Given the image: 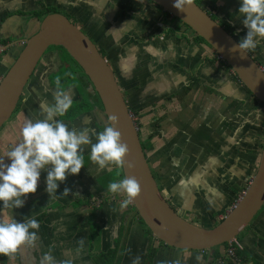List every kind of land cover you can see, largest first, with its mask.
Here are the masks:
<instances>
[{
	"label": "crops",
	"instance_id": "obj_1",
	"mask_svg": "<svg viewBox=\"0 0 264 264\" xmlns=\"http://www.w3.org/2000/svg\"><path fill=\"white\" fill-rule=\"evenodd\" d=\"M52 1L53 0H47V3ZM57 1L61 7H64V9L70 13L76 12V15L73 14L75 17H80L81 14L84 15L85 20H89L92 17L90 13L93 14L95 11L94 9L89 10V14H87V9H89L86 8L87 5L85 6L82 4L81 6H78L76 4L75 6H72L66 3V0ZM92 1L97 2L99 0ZM121 1H124V5H128L129 0ZM232 1L240 4V0ZM41 2L42 0H1L0 39H9L10 35L16 36V33L20 31L19 26H21L18 21H21L23 18L12 17V19L6 21L5 18L7 19L8 16L6 9L15 8L21 11H34L41 7ZM141 8L146 9L143 6ZM80 10L82 11L78 12ZM33 19L34 18H30L27 21L24 17L23 22L24 24H31ZM100 26L101 25L97 26V29L95 30L96 35H99L100 33L102 34V28ZM262 62H264V57H262ZM122 64L123 63L120 65L122 66ZM123 68L124 66H122V69ZM162 75H164L162 72L157 73L156 79H153V81L162 82L163 85L165 83V76ZM155 82H153V85ZM35 86L37 85H32L30 89L35 90ZM173 86L176 88L174 83ZM40 90L41 89H39V91ZM71 90L72 93L75 94L73 89ZM52 93L53 91L50 93V98L53 100ZM93 110L94 111H92L90 114L87 113L85 116H82L80 119L76 120V122L71 124L69 128H76L78 130L82 128H94L98 132L102 131L103 127L106 125L105 118L103 114H101L102 112L99 108H94ZM92 116H95L96 120H94ZM100 122H103V126L101 128H99ZM220 123L223 125V122L220 121ZM224 123H226V121ZM180 126L182 125L174 121L173 126L169 125L163 128L164 130L161 134V140H153L155 147L157 148L155 153L152 154L151 161H156L157 163L159 162V164H161L160 162L169 156L168 165L166 167L169 174L167 177L162 176L163 178L169 180V183L166 182V188L168 189L172 187L173 189L176 184H180L181 182L184 184V186L188 184L186 187L187 191L186 189H182V187H178L172 191V198L174 199V202H176L177 206L180 208L183 207L184 204H189L193 209L194 214L198 216L203 215L202 219L209 223L206 224L201 222L197 225L213 228L215 227L218 219L231 209L230 205L232 204L234 195L228 190L222 191L220 188L217 190V168L220 165H216L214 163L216 161L215 159L212 160L214 162H212L209 158L203 159L202 156L204 155L202 154V151L205 147L203 143L197 148L195 145H191L188 147L185 146L181 151L176 150L181 147L180 143L182 140V134L185 133V131H183ZM219 129L220 128L218 127V130ZM202 130L203 127L197 131L198 133H202ZM92 139L93 142H95V137H92ZM245 139L246 137L240 142V144H246L247 146H249V144H251V146L255 145V142L252 138L246 141ZM194 146L195 149H193ZM83 147L84 167L81 168L79 174L68 175L64 182H58L59 187L55 194H52V197L50 196V201H47V196L43 195V191H45L46 188V171L41 172L37 191L27 195L25 203L22 207H9L5 209L3 202L0 201V217L6 218L5 212L9 210L10 217L8 218L13 217L18 222L23 223L25 219L32 217L36 218L40 224L38 231L39 239L35 246L23 245L15 253L9 254L7 256L0 254L1 264H4V261L6 263L8 260H10L12 264H40L42 253L48 252L50 248L51 254L55 257L57 264H60V262L65 259H71L73 264H95L93 257L105 255L107 254L106 252L108 250L110 251L111 249L114 252L117 250L114 264H132L133 259L137 256L140 257V264H176L177 261H179V264H243L240 262L237 263L232 258L229 259L230 257L226 255V252H220L221 256L219 254H214V256L208 257L202 253L181 252L169 249L166 246L156 242H154L153 245L154 253L152 254V258L150 262H148L147 246L148 243H150V239L146 232L139 227V224H132L131 220V223H129L128 226H122L121 221L119 220L118 222L116 220V218L119 219L118 215L112 211L111 207L105 205L101 210L99 209L100 206L93 208L89 203V201L93 198L94 200L96 198L98 201L99 197L110 194L107 188L103 189V178L118 171V167L112 165L110 170L108 168L100 169L98 165L94 164L90 160V146L85 145ZM208 147L209 145L205 149L208 150ZM232 148H230V151ZM175 161L184 163V170L175 169ZM244 166L247 167L246 165ZM220 171L222 172L221 169ZM181 174H184L186 177L181 178ZM191 175L194 176L195 180L199 181V185H197V187L191 184L192 180L188 178ZM65 188L70 189L68 195H64ZM212 190H214V192ZM205 201L207 206H204ZM52 204L54 205V209L49 211L48 207ZM87 206L93 209H90L91 214L95 210V218H93L91 221L88 219L87 222L85 221V223H81V221H79L78 218H75L74 215L83 209L88 208ZM65 209H67L68 213H64ZM181 210L185 211V208ZM215 216H218L219 218H215ZM63 221L68 222L66 224H62ZM54 223L58 226L56 234H54L52 228ZM78 226H80V230L78 229ZM91 231H95L96 233V236L93 240H91L90 236ZM68 233L70 235L69 237L71 238L69 248L70 250L68 253L59 251L61 246L65 247L62 242L67 241L68 239L64 240L65 238L63 235H67ZM81 239L84 240V246L79 254H77L76 249L79 247L78 241ZM256 240L257 239L254 237L251 241L247 238L244 239L241 246L243 248L240 247V252H244V254L247 256H251V252L259 253V248L263 242ZM118 241L120 244L119 247L117 245ZM53 243H55V245L57 244V246L59 245V247L53 249ZM198 257L199 259H197ZM251 257L254 258L253 256Z\"/></svg>",
	"mask_w": 264,
	"mask_h": 264
},
{
	"label": "water",
	"instance_id": "obj_2",
	"mask_svg": "<svg viewBox=\"0 0 264 264\" xmlns=\"http://www.w3.org/2000/svg\"><path fill=\"white\" fill-rule=\"evenodd\" d=\"M150 1L170 13L197 37L204 40L252 94L253 99L264 107V69L250 52L241 54L232 50L233 45L239 42L202 6L193 0L192 6H186L185 11H180L173 6L175 0ZM16 43L17 41H11L5 48ZM19 43L22 44V48L0 79V132L22 101L31 83V77L45 53L51 47H60L88 78L99 99L106 124L110 123L109 115L117 116L118 123L115 127L121 132L123 142H126L130 149L126 160L135 163L132 169L127 168L126 164L125 167L118 168L122 178L135 176L140 182L141 193L131 206L142 224L158 242L169 249L199 253L231 244L251 227L253 220L264 206V140L253 180L246 192L219 225L213 228L198 226L182 219L170 208L164 198L162 193L164 187L159 188L152 175L148 159L142 149L133 112L116 78L114 71L116 65L113 64V68L107 62L90 37L66 15L56 12L46 14L38 22L36 32L28 38L21 39ZM122 66L129 72L130 63H124ZM147 77L142 81L146 86L144 92L148 86ZM85 115L78 116L76 120ZM76 120L68 122L74 124ZM174 167L180 169L178 162H174ZM167 193L172 194L169 191Z\"/></svg>",
	"mask_w": 264,
	"mask_h": 264
},
{
	"label": "flooded vegetation",
	"instance_id": "obj_3",
	"mask_svg": "<svg viewBox=\"0 0 264 264\" xmlns=\"http://www.w3.org/2000/svg\"><path fill=\"white\" fill-rule=\"evenodd\" d=\"M76 1L79 2V0H76ZM81 1L82 0H80V2ZM138 1L139 0H137L136 2H134L131 5V6L134 5L133 6V10H132L133 13H135V12L136 13H140L141 14L140 15L141 18L143 20H147V21H150V20L152 21L154 15H160V17L162 18L161 21L164 19L162 21V25L163 26L164 25H168V26H166V28H165L166 30L163 33V36H164L163 37V41H166V39H169L171 37V38H174L175 41H177V39H178L179 42L183 41V43H184L183 45H181V43H180V48H177V47H174V46H172V47L168 46V47H166V50H159V51L155 50L154 53L158 54V56L160 57L158 68L159 67L160 68L163 67V69H164L162 71V73L165 76V83L162 85V87L159 90L154 89L152 91H149V87L150 86H147L146 92L141 94V99L143 97L145 99V101H149V100L152 101L153 98H158V96L163 97L164 95H167V94L171 93L170 96H168V98H164V100H166V101L173 100L177 104H181L182 109H184L187 114L185 116L180 115L179 118H181V119L177 118L175 120V122L176 123L178 122L179 124L182 125L180 127H181V129H183V131H185V133L182 134V140H181V143H180L181 147H179V149H176V150L177 151H181L182 148L184 149L185 146L188 147V146H191V145H195L196 148H197L200 145H202V143H203L205 145V147L203 148L202 154L204 155V152L206 151V154H205V156H206L208 154L209 150H207L205 148H207L208 145L211 146L213 154H212V157L210 156L211 158L210 157L209 158H210L211 161L213 159H215L216 160L215 164L216 165H220L217 168V175H218V177L220 179L217 182L218 183L217 190H219V188L221 189L223 187L222 191L229 189L228 191L231 192L234 195L232 204L230 205V207L232 209L236 205V203L238 202L240 197L246 192V190L250 186V184H251V182L253 180V177L248 175V174H251L250 173V167H245L244 166L246 164H245L243 158H247V157L246 156H244V157L241 156V158H239V157L236 156V153L234 151L235 146L236 145L238 146L239 142H241L243 139L238 140L236 135L234 137L235 131H230L229 130V127H228L229 119L226 120V123H223L224 124L223 126L221 124H219L215 120L214 121H210V114H211L210 109H211V104L214 101H220L221 104H227L229 102L231 104L234 103V102H239V103H243V104H249L250 102H252L253 96H252V94L249 91H247V89L242 85V83L239 82L238 78L235 76V74L233 72L232 73L234 75L233 74L229 75L231 70L230 71L229 70L226 71L227 69L224 66L225 63L223 61H221L219 58H217L218 56L215 54V52L213 50H211L209 48V46L206 43H205L206 46L205 45L204 46L207 47V48L203 51L202 43L196 41V37L197 36L186 25H184L178 19L173 17L170 13L166 12L165 10H163L161 7L156 6L150 0H140L141 3H139ZM224 1H226V0H224ZM53 2L57 3L58 1L57 0H53L52 2L47 3V0H42V3L45 4V8L43 10L38 9V10H40L38 13H41L42 11H45V10L48 11V10H51V9H54L55 11L56 10L61 11V9H58V8L64 9V7H61L60 5H58V6L53 5L52 6L51 4ZM212 2H214V0H212ZM216 2H217V0H215V5H216ZM229 2H230V0H229ZM66 3H68V4L72 5V6H75L77 4V3L75 4V3L71 2L70 0H66ZM94 3L98 4V5L95 6V7H97V9L95 7H93L92 5H89L90 7H88L89 9H87V14H89V10H92V9L97 11L98 14L101 13L100 10H102V8L100 7V5H103L105 7V9L103 11L104 16H105V18L107 17L106 19L108 21L113 23L114 29L117 28V27H120V26H124V27L127 28L126 33H129V32H131L130 31V26L133 25L134 22H135V26L137 25L138 29H142L143 28L142 32L136 33L137 36H141V38H143V36H144V39L145 38L148 39L149 37H152L154 35L153 34V31H154L153 28H146L145 27V23L142 22L140 19L132 20L130 22H127L129 19L120 20V17L117 16L118 13L115 11V8H116V4L115 3H116V1H114V0H99V1L94 2ZM201 3H203V5L202 4H199V5L202 6L212 16V18L214 20L218 21L238 42L242 38H244L246 36L245 34L241 33L239 27H237L236 25H233L234 20L236 18H238V17L242 18V16L240 15V13L238 11L239 7H240L239 4H235V6H233L234 9L231 11L230 14L228 13L229 15L226 17V19H224V14L220 10L221 8L215 7V6L214 7L213 6H208L207 5L208 1H206V0H202ZM138 6H141V7L143 6L146 9L138 7ZM154 9L157 10L158 12L155 11ZM38 10L37 9L34 10V11L33 10H28V11L18 10L17 12H14V13H11L10 15H8L7 19L5 18V20L9 21L10 19H12V17H18V18H20V17L24 18L25 17V20H27V21L30 18H36L37 22H39L38 17H36L33 14V13H36V15H37L36 11H38ZM63 11L66 12V14L69 15V11H67L66 9L62 10V12ZM56 12H54V13H56ZM57 13H59V12H57ZM236 13H237V15H236ZM90 15L94 18L92 13H90ZM82 16L84 17V15H82ZM77 17H74V18L78 19V21L72 17V19H74V21H75V23L74 22L73 23L75 25H77L82 30L83 28H85V26H84V24L80 23L81 21H80L79 17L78 18ZM122 19H123V17H122ZM89 20H91V18ZM230 20H232L233 22L230 21ZM173 21H177L178 23L176 22V24H171ZM105 22H107V21H105ZM165 22H167L169 24H167V23L165 24ZM95 23H96L95 21H92L93 25L90 26V28L94 32L97 29V25ZM179 24L182 25V27H183V29L180 31L181 38H175V36L171 35L170 31H173L174 30L173 27L176 28L177 25H179ZM113 27L111 29H113ZM103 28L106 29V26L103 25ZM84 33L87 35V31L84 32ZM113 33H114V31H113ZM155 35H157V34H155ZM94 36H95V40L96 41L94 42L92 39L91 40L96 44V46L99 49V52L101 53V55L104 56L106 58L107 62L113 66V63L110 62L111 60L109 58L111 55H113L112 51H111L112 47H110V45H108V49H106L107 45L105 47H104V45H102V44H105L106 41L104 42V40L102 38H100L96 34H94ZM182 36H184L185 39H183ZM28 37H25V38H28ZM123 37H124V35L119 37L120 41L122 40ZM25 38H17L14 35H10L9 39H3V38L0 39V79L2 78V76H4V74L10 68V66L12 65V63L15 60L16 56L18 55L17 54L13 59H11L8 56L5 57L6 55H4V54H6V52H7V50L9 48L13 47L14 45L20 44L19 42H21V39H25ZM141 38H138V39L141 40ZM11 41H17V43L5 48V46H7ZM109 42L112 44L111 39H109ZM167 43L165 44L166 46H167ZM120 44H121V42L118 43V41H116L115 46L116 45L119 46ZM122 44H124V43H122ZM145 49L149 50V45L146 46ZM139 50H142V49H137V51L134 50V52L136 51V53L138 54ZM53 51H55V52H57L59 54L62 53L61 50L52 49V48L48 49L47 53L48 52H53ZM210 51L211 52L213 51L212 54H209ZM253 51L254 50L249 51L250 54H252V56H253ZM109 53H110V55H109ZM253 58H255V57L253 56ZM256 60L258 61L259 65L264 69V64H263L262 60L261 61L258 60V59H256ZM113 68H114V66H113ZM114 71H115L116 78H117V80L119 82V85H120L121 89L123 90V94H124V97H125V91H124L123 86H122L121 83L123 82L125 84V80L126 79H121V81H119V79H118L119 76L118 75L126 77L128 71H126L124 68L122 69V73L118 69H114ZM129 71L131 73V70H129ZM151 71H152V69H151ZM213 71H215L216 73L214 74ZM34 74H35V72H34ZM147 75H149L148 72L145 73V71L141 72V70H136L135 69V72L131 75V77L135 76L137 78V81L142 82L143 79ZM32 78H33V76L31 77V80H32ZM58 78H56V79H58ZM176 79H177V81H174ZM193 79L196 80V83H198V85L200 84L202 86V88H205V90L203 89V91L205 93V98H204L205 106H204V108L202 110H204V109H206V110H205V112L203 114H199V112H196V115H195V112L190 111V109H188L187 107L184 106L185 103H184V105L182 104V102L184 101L182 96L183 97L184 96L187 97V94L185 93L186 95L185 94L182 95V92H183V90L185 91V90H187V88L191 87L190 84L193 83ZM31 80H30V82H31ZM52 83L54 84L53 80H51L50 81V85L47 86L49 88L48 91L42 90L41 89L42 86L40 84H38V83H33L32 85H37L38 84L37 86H35V89L38 88V89H41L42 91L38 90V91H35V92L38 93V94L41 93L42 96H44L43 94H45L46 98L48 99V98H50V93L52 91H55V89H56L55 85H53ZM172 83H174L175 86L178 84V86H176V88L174 90H171ZM30 85H28V87ZM228 85H231L232 87H230ZM64 87H66L67 89L74 88V90H76V88L71 86V85H69V86L65 85L62 88H64ZM143 87H146V86L143 85ZM180 92H181V96H178L177 94L180 93ZM77 94H78V92H77ZM201 94H202V92H201ZM74 95L75 94H73V98H74ZM78 95L80 97V94H78ZM125 99H126V97H125ZM135 99L137 100L138 96H136ZM73 102H74V100H73ZM20 104H21V102L19 103L14 115L12 116V118H13L16 114L19 115L18 120L20 122V125H19L18 128H20L21 125H22L21 124L23 122L22 119L26 118L24 115H22L19 112ZM37 107H40V105L37 106ZM260 107H262V106L258 105V106L255 107L256 108L255 109L256 110L255 111L256 114L261 112V111H263L262 109H260ZM262 108L264 109V107H262ZM100 110L102 112V109H100ZM196 110L199 111V108L196 109ZM92 111H94V110H91V112ZM88 113H90V112H88ZM83 114H87V113H82L81 115H83ZM262 114L263 113L261 112L260 115H262ZM27 115L29 116L30 114L27 113ZM28 116H27V118H28ZM226 116H227V114H226ZM133 117H134V121H135V123H136V125H137V127L139 129V134H140V137H141V145L142 144H144V145L150 144L151 145V149L150 150L148 148H146V147H145V149L142 147V149L144 151L145 157H147V159H148L152 175H153V177H154V175H156V178L158 179V181L164 180L162 176L167 177L168 174H169L168 170L166 169V167L168 165L169 156L164 158V160L162 162H160L161 164H159V162L157 163L156 161L152 162L151 161L152 158H151V155H150V154L155 153V150L157 148V147H155V143L153 142V140L154 139H157V140L160 139L161 140V134H162L163 130H162L161 133H159V131H157L156 128H153V135L147 136L145 132H146L148 126H145L144 123L140 122V119H139V121L136 120L137 118H140L139 114H138V116H136L133 113ZM228 117H230V116L228 115ZM58 119H59V117H58ZM243 119H246V118H243ZM238 120H242V119H240L238 117V118H236L235 121H238ZM261 121L263 122V124L261 126H256V128L262 127L264 129V117L262 118ZM224 122H225V120H224ZM241 123H238L239 124V128H241ZM169 125L173 126L174 122H171L170 124H167V126H169ZM233 125H234V122H233ZM102 126H103V122H100L99 123V128H101ZM167 126H165V127H167ZM165 127H164V125H162V128H165ZM201 127H203L202 133H200V132L198 133L197 130H199ZM218 127L221 130H218ZM253 130L256 131L255 128H253ZM244 131H246V130H244ZM250 131H248V133H250ZM155 133H156V135H154ZM143 135L145 136V138H142ZM18 136H20V131L18 132ZM195 146L193 147V149H195ZM230 148H232L231 152H230ZM241 148H243V147H241ZM245 149L249 150L248 148H245ZM252 149H253L252 150L253 152H255L257 150L255 146ZM261 149H262V146H261ZM202 154H201V156H202ZM250 155H253V154H250ZM250 157H253V156H250ZM175 162H178L180 170H184V168H185L184 163H180V161H175ZM212 162H214V161H212ZM250 162H252V166L250 165ZM248 165H250L251 168H253L254 167L253 160L248 158ZM220 169L222 170V172L220 171ZM118 170H120V169L118 168ZM180 177L184 178L186 176L184 174H181ZM188 178H190L192 180L191 184L193 186L197 187V185H199V181L195 180L193 175H191ZM245 180L247 182H245V184H243V186L240 185V183L244 182ZM166 182L169 183V180L165 179L164 180V184H161L159 188L164 187V189L162 188L163 196L166 199L167 203L169 204L170 208L174 212L178 213L182 219H185V220H187L189 222H192V223H195V224H200L201 222L209 224L207 221H204V219H202L203 215H199L198 216V215L194 214L193 209L191 208V206L189 204L188 205L184 204V206L180 208V207L177 206L176 202H174V199L172 198V194H173L172 191H174L178 187H182V189H186L188 184H186L184 186V184H182V182H181L180 184H176L173 187V189L172 188L167 189L166 188ZM167 191H169L172 194L167 193ZM186 191H187V189H186ZM43 192H44L43 195L47 196V201H50V198L52 197V195L50 197L48 192H46V191H43ZM123 195L124 196L122 197V200L126 198L125 194H123ZM103 199H105V196L101 197V201ZM105 201H106V199L103 200L101 203H103ZM97 203H99V201H97ZM101 203H99V204H101ZM204 204H205L204 206H207L206 205V201L204 202ZM128 207H130L132 209V211H133V213H134V215H135V217L137 219L136 223L139 224L140 223L139 222L140 219L138 218L137 213L135 212V210L132 208L131 205H129ZM184 208H185V211L181 210V209H184ZM263 208H264V206L262 207V209ZM53 209H54V205L53 204L48 207L49 211H52ZM262 209H261V211H262ZM91 210H93V209L91 208ZM227 213L224 214L220 218L218 216H215V217L219 218L217 223H216V225H215V227L217 225H219L225 219ZM261 216H262V218H264V211H263ZM93 218H95V210L93 211V214H90V216H89L90 221ZM132 222H133V219H132ZM257 223L253 224V222H252L251 227H250V229L252 230L251 233H253V234L255 233V239H257L260 242H263V244H264V228L259 229L258 230L259 232H258L255 229L256 228L255 226H256ZM263 223H264V221H263ZM121 224H123V223H121ZM139 227H140V225H139ZM141 229L146 232V234L149 236V239H150V243H148V246H147V248H148L147 254H148V260H149L148 262H150V260L152 258V253L150 254V251L153 250V252H154V247H153L154 242L159 243L161 245H163V244L158 242L150 233H148L149 231L145 228V226L144 227L142 226ZM244 239H246V237H243L241 235L235 241V243L237 245H239L238 242H240V244H241ZM263 244H261V246L259 248L260 249L259 250V256L264 259V246H263ZM234 246L235 245H233L231 243V244L225 245L223 247H220L218 250H221V249L224 248L227 251L226 253L228 255V252L230 251L228 249V247H230V249H232ZM108 251L106 253H108ZM199 253H202V254H204L205 256H208V257L209 256H214V254L215 255L219 254L221 256L220 252L215 253V252H213V250L199 252ZM111 255L115 256V254H111ZM229 257H230L229 259L232 258L237 263L240 262V263L246 264L242 260H238L237 259L236 253H235L234 257H231V256H229ZM249 257H250V263H248V264H253V261H254V264H257L255 262V261H257L256 258H252L251 256H249ZM93 260L97 261L98 257H93ZM263 264H264V260H263Z\"/></svg>",
	"mask_w": 264,
	"mask_h": 264
},
{
	"label": "rangeland",
	"instance_id": "obj_4",
	"mask_svg": "<svg viewBox=\"0 0 264 264\" xmlns=\"http://www.w3.org/2000/svg\"><path fill=\"white\" fill-rule=\"evenodd\" d=\"M70 1L75 3V4L77 3L78 6H81L82 4H84L85 6L87 5L86 8L90 7L89 5H93V7L98 5V4H95L92 0H82L81 2H77L76 0H70ZM115 1H116L115 11L118 13L117 16L120 17V20L129 19L127 22H130L132 20L140 19L142 22L145 23L146 28H153V30H154L153 34L154 35L152 37H149L148 39H146V38L144 39V36H143V38H141V36H137L136 33L142 32L143 28L138 29V26L137 25L135 26V22L133 25L130 26L131 32H129V33H126L127 28L124 26H120V27H117L114 29L113 23L108 21L104 16L103 11H104L105 7L103 5H100V7L102 8V10H100L101 13L98 14L97 11H94L93 12L94 18L91 17V20H85V18L81 14V16H80L81 18L79 17V19H81L80 23L84 24V26H85V28H83L82 30H83V32L87 31V35L90 37V39H92L95 42L96 41L95 36H94L95 32L90 28V26L93 25L92 21H95L96 22L95 24L97 26L101 25L100 27L102 28V34L100 33L98 36L100 38H102L104 40V42L106 41L105 44H102V45H104V47L107 45L106 49H108V45H110V47H112L111 51H112L113 55H111L109 57L111 60V61L110 60L109 61L111 63H113L114 65H116L115 69L119 70V64H121V63H123V64L124 63L125 64L130 63L131 64V68H130L131 73L129 71L127 73L126 77L118 75L119 81H121V79H126L125 80L126 84H124L123 82L121 84H122L123 89L125 91V97L128 101L129 107L133 113L137 112L139 114L140 118H137L136 120L139 121V119H140V122L144 123L145 126H148V128L145 132L147 136L153 135V128H156V130L159 131V133H161L162 130H164L162 128V125H164V127H165V126H167V124L174 122L177 118H179L180 115L185 116L187 113L185 112L184 109H182L181 104H177L173 100H171V101L164 100V98H168V96H170L171 93L164 95L163 97L158 96V98H153L152 101L151 100L145 101V99L143 97L141 99V94L144 93V90L146 88V87H143V85H145V83L137 81V78L135 76L131 77V75L135 72V69L141 70V72L145 71V73L148 72L149 75L147 77L148 81L146 82V84H148V86L153 85V82H155V81H153V79H156V74L161 73L164 70L163 67L158 68L160 57L158 56V54L154 53L155 50H157V51L166 50V47H168V46H171V47L174 46V47L180 48V43H181V45H183L184 43H183V41L179 42L178 39H177V41H175V39L171 38V37L169 39H166V41H163V37H164L163 33L166 30L165 29L166 26H168V25H164V26L162 25V21L164 19L161 21L162 18L160 17V15H154L152 21L151 20L147 21V20H143L141 18L140 13H136V12L133 13L132 10H133L134 5L133 6H131V5L134 2H136L137 0H129L128 5H124V3H123L124 1H121V0H115ZM206 1H208L207 5H209L212 2V0H206ZM223 1L224 0H217L216 5H213V6L221 8L220 10L224 14V19H226V17L234 9L233 6H235V4H238V3L232 2L231 0H230V2H229V0H226L224 2ZM0 2H1V0H0ZM138 2H141V1L139 0ZM40 5H41V7H39L38 9L43 10L45 8V4L41 2ZM51 5L52 6L53 5L58 6L59 4H57L56 2H53ZM95 8L97 9V7H95ZM58 9H61V11L56 10L57 12L66 15L68 17V19H70V21L75 23L74 19H76V18H74L75 17L74 15H76L75 14L76 12L73 13L74 15L69 12V15H68V14H66V12H64V11L62 12V10H63L62 8H58ZM40 10H38L36 12H39ZM6 11H7L6 13H8L7 15H10L11 13L17 12L18 9L11 8V9H6ZM81 11L82 10H80L78 12H81ZM85 11H83V12L86 13ZM155 11H157V10H155ZM237 13H236V15H237ZM77 14H79V13H77ZM5 16H6V14H5ZM72 17L74 19H72ZM122 17H123V19H122ZM23 20H24V18L21 19V21H18L21 26H19L20 31L18 33H16L15 37H17V38L28 37V36L32 35L34 32H36V29L38 28L37 27L38 22H37L36 18L33 19L31 24H28V23L24 24ZM76 20L78 21V19H76ZM105 21H107V22H105ZM230 21H232V20H230ZM176 22L177 21H173L171 24H176ZM166 23L167 22H165V24ZM167 24H169V23H167ZM103 25L106 26V29L103 28ZM233 25H236L237 27H239L241 33L246 35L247 28L243 25L241 17L236 18L234 20ZM112 27L114 30L111 29ZM176 28L173 27L174 30L170 31L171 35L175 36V38H181L180 31L183 29V27H182V25L179 24V25H177ZM113 31H114V33H113ZM155 34H157V35H155ZM122 35H124V37L120 41L119 37H121ZM137 37L141 38V40H139ZM182 37H183V39H185L184 36H182ZM109 39H111L112 44L109 42ZM263 39L264 38L259 39V43L253 51V56L260 61L262 60V57H264V40ZM116 41H118V43L121 42V44L119 46L118 45L115 46ZM122 43H124V44H122ZM166 43H167V46L165 45ZM148 45H149V50L145 49V47ZM202 45H203L202 49L204 51L207 47H205L206 44H202ZM21 47H22L21 44L14 45L13 47H11L7 50L6 54H4L5 52L3 54L6 55L5 57L8 56L11 59H13L18 54ZM209 48L212 50L211 47H209ZM137 49H142V50H139V53L137 54L136 53ZM134 50H136V51L134 52ZM212 52L210 51L209 54H212ZM109 55H110V53H109ZM68 61L69 60L67 59V57H65L64 54L62 55V53L59 54L55 51L45 53V56L41 60L40 64L38 65V67L35 71V74L33 75V78H32L31 83H30L31 85L29 84L30 86L27 87V91H25V93L23 95V98H22V101L20 104V109H19V112L22 115H24L27 118V116H28L27 113H28V114H30L28 116V118L33 119V120L42 118L41 109H40V107H37V106H39L43 101L51 104V103H53V100L51 98L46 99V96H42L41 93L37 94L35 92V91H37V89L32 90V89H30V87L32 86L33 83H38L42 86L41 87L42 90L48 91L49 88L47 86L50 85L51 80H53L55 82L54 78H58L59 74H62L61 76L65 77V74H63V73H65L66 69L68 68V65H69ZM150 68L152 69V71ZM213 73L215 74L216 72L213 71ZM232 74H233L232 71H230L229 75H232ZM162 76H164V75H162ZM190 85H191V87L187 88V90H185V91L183 90V92H182V95L185 93L187 94V97L182 96V98L184 99L182 104L184 105V103H185L184 106L187 107L188 109H190V111L195 112V115H196V112H199V114H203L206 110V109L202 110L205 106V101H204L205 93L203 91V89L205 90V88H202V86L200 84L198 85V83H196L195 79H193V83H191ZM176 86H178V84ZM229 86H231V85H229ZM161 87H162V82H155V84L153 85V90L154 89L159 90ZM64 89H67V88L64 87ZM72 89L75 92V95L73 98L74 103L75 102L78 103V101L80 100V97L77 94L76 90H74V88H72ZM87 89L89 92L92 93V88L90 87V85H88ZM31 90H32V92H31ZM201 92H202V94H201ZM135 95L138 96L137 100L135 99L136 98ZM177 95L181 96V92L178 93ZM84 98L88 102L93 101V103L98 106L97 108H99V102H98V100H94V96L91 100L87 97H84ZM75 104H73L71 108H73V106ZM78 104H76L74 106V107H76L75 109H77ZM258 105L259 104L256 101H252L249 104H243V103H239V102H234L232 104L230 102L227 104H221L220 101H214V102H212L211 109H210V112H211L210 121L215 120L219 124H222V123H220V121L224 123V120L226 121L229 119L228 127H229L230 131H235L234 137L236 135L238 140L244 139L243 137H246L245 141L252 138L253 141L255 142V145H253V146H251V144H249V146H247L246 144H240V142H239L238 146L236 145L235 149H234L237 157H239V158H241V156L247 157V158H243V160H244L246 166L250 167V173L251 174H248V175L251 177H253V175L255 174V171H256V168L258 165V161H259L261 146H262V143L264 140V129L262 127L256 128V126H261L263 124V122L261 120L264 117V109L262 107H260V109L263 110V111H261L263 113L262 115H260L261 112H259L257 114L255 113V111H256L255 107ZM71 108L69 109V111L71 110ZM94 108H95V106H92V104H89L88 107H85L84 112L90 110V113H91V110H93ZM198 108H199V111L196 110ZM226 114H227V116H226ZM228 115L230 117H228ZM65 116L66 115H64L63 117H65ZM18 117H19V115L16 114L3 127V129L0 133V153H4V152L10 150V148L19 141L20 136H18V132L20 131V128H18V127L20 125V122L18 120ZM238 117L242 120L235 121L236 118H238ZM92 118L94 120H96L95 116H92ZM243 118H246V119H243ZM59 119H61V118L59 117ZM76 119H77V117L74 118V120H76ZM179 119H181V118H179ZM22 120H24V119H22ZM63 121L69 127L71 126V123L68 122V120H63ZM233 122H234V125H233ZM238 123H241V128H239ZM253 128H255L256 131L253 130ZM219 130H221V129H219ZM244 130H246V131H244ZM248 131H250V133H248ZM154 135H156V133ZM142 138H145V136L143 135ZM254 146L257 149L255 152L252 151L253 150L252 148ZM241 147H243V148H241ZM208 148H209L208 149L209 152L206 156H205L206 151L204 152L203 159H208L210 156L212 157V154H213L212 148H211V146H209ZM245 148H248L249 150H247ZM249 153L253 154V155H250ZM250 156H253V157H250ZM248 158L253 160V165H254L253 168H251L252 162H250L251 166L248 165ZM8 162L9 161H7V159H6V163H8ZM154 178H155L157 184L159 185V187L161 184H164V180L158 181V179L156 178V175H154ZM216 178H217V182H218L220 179H219V177H216ZM245 182H247V181L245 180L244 182L240 183V185L243 186V184H245ZM97 183H98V180H97ZM212 191L214 192V190H212ZM123 196L124 195L122 193H117V194L110 193V194L105 195L106 201L103 203H101V202L105 199H103L101 201V197H99L98 201L101 204L97 203L96 198H95V200H94V198L92 200H90L89 203L91 204V206L93 208L100 206L99 209H101V210H102V207H104L105 205L111 207L112 211L114 213H116V215H118L119 219L116 218V220L118 222L120 220L121 223H123L122 226L126 227L129 225V223H131L130 221L132 219H133L132 224H136L137 219H136V217H135V215H134V213L130 207H127L124 209L120 208V203L122 201ZM94 197H95V195H94ZM73 207H76V206H73ZM87 207L88 208L83 209L82 211H80L74 215V217L78 218L79 221H81V223H83V222L85 223V221L87 222L89 219V216L91 214V211H90L91 207H89V206H87ZM5 209H7V208H5ZM263 211H264V208L262 209V211H260L258 213L256 218L253 220V224L258 222L255 226L256 227L255 229L257 231L261 228H264V223H263L264 218H262V216H261ZM64 213H68L67 209H65ZM5 215H6V218L10 217L9 210L5 212ZM215 218H217V217H215ZM96 219H97V217H96ZM67 222L68 221H63L62 224H66ZM52 228H53L54 234H56L57 229H58L57 224L54 223ZM78 229L80 230V226H78ZM251 232H252V230L249 228L245 233L242 234V236L246 237L248 240L251 241L253 239V237L255 238V233L253 234ZM67 235H63V237L65 238L64 240H66V239H68V240L62 242L63 245H65V247L61 246V249H59V251H63V252L68 253V251L70 250L69 248H70L71 238L69 237L70 236L69 233ZM119 241L117 242L118 247L120 245ZM238 243H239V247L235 242L232 244L235 245L239 249V252H240L241 251L240 247L242 246V243L241 244H240V242H238ZM57 247H59V245L57 246V244L55 245V243H53V249H55ZM241 248H243V247H241ZM218 252H227V251L223 248L221 250H218ZM116 253H117V250H115V252L112 251V254H116ZM241 253L244 254V252H241ZM226 255H227V253H226ZM251 256L256 258L257 261H255V262L257 264H263L264 259L259 256V253L251 252ZM107 259L108 258L97 260V264H105V261H107ZM94 263H95V261H94ZM248 263H250V260ZM0 264H1V261H0ZM4 264H12V263L10 260H8V261H6V263L4 261Z\"/></svg>",
	"mask_w": 264,
	"mask_h": 264
},
{
	"label": "clouds",
	"instance_id": "obj_5",
	"mask_svg": "<svg viewBox=\"0 0 264 264\" xmlns=\"http://www.w3.org/2000/svg\"><path fill=\"white\" fill-rule=\"evenodd\" d=\"M192 5L193 0H175L173 6L185 11L186 6ZM238 11L247 33L238 44L233 45L232 50L246 54L257 47L260 38H264V0H240ZM55 86L53 103L40 104L42 118H25L20 127L19 141L10 150L0 153V201L5 208L22 207L27 195L37 191L42 171L47 172L45 191L50 196L55 194L58 182H64L68 175L79 174L84 167L85 145L90 146L91 162L100 169L110 170L112 165L125 167V164L129 169L135 167L133 161L126 160L130 149L115 127L118 123L117 116L109 115L110 123L99 132L94 128L70 129L57 117H63L72 107V90L62 88L59 78L55 81ZM252 101L255 100L252 98ZM92 137H95V142ZM107 190L113 194H125L126 198L120 203V208L124 209L139 197L141 184L135 176H125L119 181H111ZM69 192L70 189H64V195ZM39 228L36 218L30 217L21 223L13 217H0V254L7 256L15 253L23 245L35 246L39 239ZM78 245L77 254L83 249L84 240H79ZM40 264H57L51 248L42 253ZM60 264H73V261L65 259ZM132 264H140V257H135Z\"/></svg>",
	"mask_w": 264,
	"mask_h": 264
},
{
	"label": "trees",
	"instance_id": "obj_6",
	"mask_svg": "<svg viewBox=\"0 0 264 264\" xmlns=\"http://www.w3.org/2000/svg\"><path fill=\"white\" fill-rule=\"evenodd\" d=\"M194 1L197 4H202L203 5V3H201L202 0H194ZM213 5H215V0H214V2H211L209 6H213ZM54 12H56V11L54 9H51V10H48V11H46V10L42 11L41 13L37 12V15H36V13H33V14L36 17H38L39 21H41L46 14L54 13ZM196 41L200 42L202 44H205L204 40H202L200 37H196ZM51 48L52 49L61 50L62 51V55L64 54L65 57H67V59L69 60L68 61L69 62L68 68L66 69V72L63 73V74H65V77L64 76L62 77L61 76L62 74L58 75L59 78H60L61 87L65 86V85L66 86L71 85V86L75 87L76 91L78 92V94H80V100L78 101L79 104L75 102L76 104H78L77 109H75L76 107H74V106L76 104L73 102V104H75L73 106V108H71V110L68 111L65 114L66 115L65 117H60L62 120H66L67 119L68 121H71V120H74L75 117H78L79 115H81L82 113L90 112V110L84 112L85 107H88L89 104H92V106H95V108L98 107L96 104L93 103V101L88 102L84 97H87V98H89L91 100L93 98V96H94V100H98V102H99V99L97 97V94L94 92V90H93L88 78L84 75L83 71L79 68V66L66 54V52L60 47H51ZM263 64H264V62H263ZM224 66L227 69L226 71H228V70L230 71V68L227 65L224 64ZM54 79H55V81L57 80L56 78H54ZM53 85H55V82H54ZM88 85H90V87L92 88V93L88 91V89H87ZM99 108L101 109L100 102H99ZM134 114L136 116H138L137 112H134ZM142 147L144 149H145V147L148 148L149 150L151 149V145L150 144H147V145L142 144ZM120 179H122V173H121L120 170H118V171H116V172H114V173H112V174H110L108 176H105L103 178V189L107 188L108 184L111 181H119ZM139 222H140L139 223L140 227L141 228H142V226L144 227V225L142 224V222L140 220H139ZM90 236H91V240H93L95 238V236H96L95 231H91V235ZM228 249H230V247H228ZM233 249H235V251H236V257H237L238 260H242L245 263L249 262V260H250L249 256L239 252V249L236 246H234ZM112 251L113 250H110L107 254L98 256V260L108 258L107 261H105V264L106 263L107 264H114L115 256L111 255ZM213 252L217 253L218 249L213 250ZM151 253L152 254L154 253L153 250L150 251V254ZM95 264H97V261H95Z\"/></svg>",
	"mask_w": 264,
	"mask_h": 264
},
{
	"label": "bare ground",
	"instance_id": "obj_7",
	"mask_svg": "<svg viewBox=\"0 0 264 264\" xmlns=\"http://www.w3.org/2000/svg\"><path fill=\"white\" fill-rule=\"evenodd\" d=\"M119 70L122 72V66L119 64ZM129 81V80H128ZM125 84H126V82H125ZM175 89V87L173 86V83H172V85H171V90H174ZM153 90V86H150L149 87V91H152ZM154 92V91H153ZM221 189H223V187L221 188Z\"/></svg>",
	"mask_w": 264,
	"mask_h": 264
},
{
	"label": "built area",
	"instance_id": "obj_8",
	"mask_svg": "<svg viewBox=\"0 0 264 264\" xmlns=\"http://www.w3.org/2000/svg\"><path fill=\"white\" fill-rule=\"evenodd\" d=\"M230 251L228 252V254H229V256H232V257H234V255H235V249H229Z\"/></svg>",
	"mask_w": 264,
	"mask_h": 264
}]
</instances>
